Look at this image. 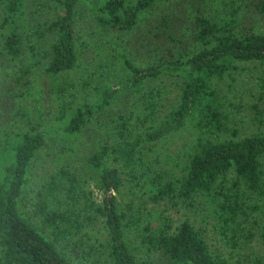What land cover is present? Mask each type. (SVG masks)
Listing matches in <instances>:
<instances>
[{
  "label": "trees",
  "instance_id": "trees-1",
  "mask_svg": "<svg viewBox=\"0 0 264 264\" xmlns=\"http://www.w3.org/2000/svg\"><path fill=\"white\" fill-rule=\"evenodd\" d=\"M1 1L0 67L19 66L1 98L29 111L0 145V264H264L205 237L208 224L235 251L255 235L264 246V0H85L102 34L92 65L81 0H37L23 31L25 0ZM143 46L150 61L138 64ZM252 70L251 96L237 95ZM178 135L176 155L164 153ZM46 148L58 167L39 191L42 229L21 206Z\"/></svg>",
  "mask_w": 264,
  "mask_h": 264
},
{
  "label": "rangeland",
  "instance_id": "rangeland-1",
  "mask_svg": "<svg viewBox=\"0 0 264 264\" xmlns=\"http://www.w3.org/2000/svg\"><path fill=\"white\" fill-rule=\"evenodd\" d=\"M37 0H25V8L24 12L21 15L20 19L17 20V26L20 31H23L26 25L30 22V18L33 16V13L37 7ZM79 13L77 14V30L78 34H80L83 38L90 39V42L92 43V46L88 53L91 56L92 63L88 61V65H92L94 63H98L99 57L94 54V51L92 48H96V46L99 44V37L101 34L99 27L97 26V21L94 18V12L92 7L85 1L81 0L79 4ZM4 13H3V2L0 0V21L3 20ZM2 32H6V28H3L1 30ZM135 30L133 33H130V35H134ZM138 46V45H137ZM139 52V53H138ZM133 56L132 58L134 61L138 64H145L147 61H150L148 58V51L146 48L140 47L138 51L132 52ZM17 67V68H16ZM19 66H15L13 69L8 71L5 68L0 67V145L3 143L4 140H6V136L13 137L15 134H17L19 131H25L26 127V120L22 114H20L18 111H29V109L21 110L13 108L12 106H8L6 102H4L1 98L2 95L7 96L8 93L13 91V84H12V75L9 73L13 71L16 73V69H18ZM252 74L254 76L257 75V72H254L252 70L247 74V77L244 78L246 80L245 83H243V77H240L237 81V95L240 91H244L247 94H249V91L251 89V85L253 82H255V78H252ZM168 82V84L172 87L173 96H176V94L179 91L180 88V78H177L176 76H173L172 78L164 77V80ZM114 83H111V85ZM36 89L38 88V83L36 81L35 83ZM251 96V94H249ZM50 99V98H49ZM49 99H45V102L42 103L44 106V113L46 117L51 118L52 114L54 112L52 109H49L48 112V104L47 102ZM250 97L247 98L246 102H250ZM164 103H167L165 101ZM52 105V104H51ZM29 107V106H28ZM166 111V108L162 109V114H164ZM31 113V112H30ZM247 112L244 110H236L233 111L232 116L236 121L238 125L242 124L243 128L245 127L249 132L253 131L257 128L258 123L254 121V119H250L249 121H245L242 123V116H244ZM250 114H252V111H249ZM38 112H34V116L37 117ZM31 118V117H30ZM243 131V129H242ZM183 138H181L179 135L176 137H172L168 139L167 144L165 145L164 153H172L173 155H176V148L177 145L182 142ZM3 145V144H2ZM1 150V149H0ZM76 157V155H75ZM68 159H71V157H68ZM73 161V160H72ZM76 161V162H75ZM76 165H82L83 160L80 161V159L75 158L74 160ZM58 167L54 163V155L51 153L50 150L47 148L42 150L41 153L38 154V156L35 158V160L32 162L30 172L28 174V187L26 189V193L24 195V199L22 202V211L29 212L35 223L38 225L39 228L45 229L46 225L44 224L42 220V216L38 213H35L37 201H38V195L39 191L43 189L44 185V179L47 178L48 172ZM101 222H96L92 225V228L94 230L100 229ZM207 232L205 233V237L208 240V243L212 249L213 252L220 253L222 256H226L230 260H233V257L235 259L243 258L251 251L264 254V246L258 236H252L249 239H246L244 244L237 249L236 251L232 249L231 245H229L224 240H219V235L216 232L215 229H213V226H208ZM255 231V229H253ZM147 257L145 255L141 256V260H145ZM148 264H155L153 262H149Z\"/></svg>",
  "mask_w": 264,
  "mask_h": 264
}]
</instances>
